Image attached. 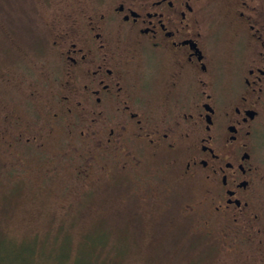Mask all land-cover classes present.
I'll return each instance as SVG.
<instances>
[{
  "label": "flooded vegetation",
  "instance_id": "flooded-vegetation-1",
  "mask_svg": "<svg viewBox=\"0 0 264 264\" xmlns=\"http://www.w3.org/2000/svg\"><path fill=\"white\" fill-rule=\"evenodd\" d=\"M86 3L50 24L39 123L3 106L0 143L64 135L82 175L166 162L208 233L264 264V0Z\"/></svg>",
  "mask_w": 264,
  "mask_h": 264
},
{
  "label": "rangeland",
  "instance_id": "rangeland-1",
  "mask_svg": "<svg viewBox=\"0 0 264 264\" xmlns=\"http://www.w3.org/2000/svg\"><path fill=\"white\" fill-rule=\"evenodd\" d=\"M82 2L90 4L0 0V124L5 105L25 108L39 123L36 97L48 86L44 40L52 20L79 13ZM61 136L39 148L0 143V258L16 249L12 260L23 264L22 247L30 245V264L244 263L217 229L214 236L203 227L197 186L177 180L166 162L115 176L98 168L82 175L86 155Z\"/></svg>",
  "mask_w": 264,
  "mask_h": 264
},
{
  "label": "trees",
  "instance_id": "trees-1",
  "mask_svg": "<svg viewBox=\"0 0 264 264\" xmlns=\"http://www.w3.org/2000/svg\"><path fill=\"white\" fill-rule=\"evenodd\" d=\"M51 239H53V237L51 238ZM55 239H58L57 238V236H55L54 237V239L53 240H55ZM3 240V239H2ZM6 241H8V240H6ZM36 241V240H35ZM37 243V242H36ZM3 245V244H2ZM9 245H11V244H7V243H5L4 242V245L3 246H9ZM23 245H25V244H23ZM32 245H33V243H32ZM14 246V245H13ZM22 247V246H21ZM35 248V247H34ZM22 249H24L25 250V253H24V263L23 264H30V261H32V257L30 256V255H32L31 254V252H32V248H31V246L29 245L28 246V249H25V248H23L22 247ZM3 253L7 256V259L8 260H5V258H0V264H18L19 262L17 261V260H12V259H14L17 255H18V251L16 250V249H9V250H4L3 251ZM29 253V254H28ZM35 257V258H34ZM33 257V260L35 261V259L36 258H38L37 256H34ZM26 259H27V263H25L26 262ZM22 261V262H23ZM110 262V261H109ZM193 262V261H192ZM93 264H95V263H93Z\"/></svg>",
  "mask_w": 264,
  "mask_h": 264
}]
</instances>
